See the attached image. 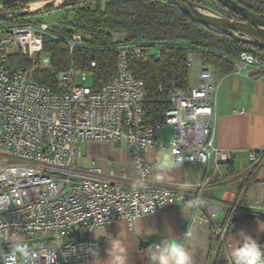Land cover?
<instances>
[{
	"label": "built area",
	"instance_id": "1",
	"mask_svg": "<svg viewBox=\"0 0 264 264\" xmlns=\"http://www.w3.org/2000/svg\"><path fill=\"white\" fill-rule=\"evenodd\" d=\"M74 1L57 0L56 8L39 14ZM5 6L0 1V15ZM58 23L41 19L0 24V206L5 209L0 211V264L90 260L93 250L101 251V242L88 229L98 219L103 228L118 220L132 228L139 218L176 204L187 209L193 219L212 224L221 247L220 264H229L226 235L232 223L253 215L259 207L245 209L239 199L221 205L228 213L224 222L217 224L214 219L220 207H211L203 216L198 210L206 180L195 185L150 184L148 152L157 145L168 149L179 166L199 163L209 167L232 159L230 152L215 144L218 82L212 69L202 65L196 85L174 87L168 109L148 124L143 108L145 82L134 75L131 65L158 56L159 48L118 41L114 45L116 69L109 82L94 88L91 72L72 64L56 73L59 91L55 92L33 78L37 71L55 73L50 54L43 50L44 37L63 38L71 54L77 47L89 46L85 31ZM65 28L69 35L61 33ZM14 49L28 58L27 66L7 67ZM196 57L187 56L189 67ZM96 63L92 60L91 67ZM233 65L237 74L264 80V60L251 52H241ZM166 127L171 128L172 137L168 143H159L158 133ZM89 142L127 147L141 186L125 188L79 176V149ZM249 160L253 174L264 163V149L249 153ZM16 243L22 250L15 249Z\"/></svg>",
	"mask_w": 264,
	"mask_h": 264
},
{
	"label": "crops",
	"instance_id": "2",
	"mask_svg": "<svg viewBox=\"0 0 264 264\" xmlns=\"http://www.w3.org/2000/svg\"><path fill=\"white\" fill-rule=\"evenodd\" d=\"M118 40L123 35L116 36ZM198 57L191 71L189 85L198 82L202 66ZM212 69L218 82L217 129L215 144L231 153L227 162L211 164L175 165L168 149L160 145L149 149L152 185H195L206 180L202 189L200 214L206 215L215 205L231 204L237 199L249 206H257L254 214L235 220L227 235L226 246L236 243L240 230L257 238L264 245V163L253 174L249 167V153L264 149V80L247 78L234 71L221 74ZM235 111H240L235 112ZM172 130L166 127L159 131V143H168ZM77 158L79 176H91L122 187H139L130 150L113 142H89L80 147ZM94 169L98 171L94 172ZM80 178V177H79ZM245 187V189H244ZM244 189V190H243ZM243 190V191H242ZM228 210L220 207L215 223L224 222ZM101 242V259H107V250L113 238H118L127 248L129 264H149L146 249L167 236L175 235L187 244L194 256V264H220L221 247H218L212 224L193 219L182 205H166L164 209L139 218L132 228L125 220L108 224ZM192 236L185 239V233ZM145 241V242H142ZM99 259V257H97ZM70 264H94V258Z\"/></svg>",
	"mask_w": 264,
	"mask_h": 264
},
{
	"label": "trees",
	"instance_id": "3",
	"mask_svg": "<svg viewBox=\"0 0 264 264\" xmlns=\"http://www.w3.org/2000/svg\"><path fill=\"white\" fill-rule=\"evenodd\" d=\"M5 12H18L28 4L42 0H0ZM211 8L236 21L243 18L215 0H191ZM250 10L264 14V0H235ZM71 6L74 13L66 25L88 34V47H77L71 54L63 38L44 37L43 50L50 54L55 73L37 71L34 80L58 92L56 73L72 64L90 71L94 88L109 82L116 69L118 41H135L146 47L157 46L158 56L135 61L131 65L134 75L145 82L146 97L143 108L148 124L161 118L170 105V92L174 87L189 85L187 56L194 54L203 65L221 74L233 71V61L241 52H251L264 60V47L245 43L193 21L188 14L166 0H75L60 8ZM59 8V9H60ZM67 10V8H65ZM26 16L0 19V24H22ZM69 35L65 28L61 31ZM117 35H123L122 40ZM96 60V66L90 62ZM28 65L21 53L8 58L7 67Z\"/></svg>",
	"mask_w": 264,
	"mask_h": 264
},
{
	"label": "clouds",
	"instance_id": "4",
	"mask_svg": "<svg viewBox=\"0 0 264 264\" xmlns=\"http://www.w3.org/2000/svg\"><path fill=\"white\" fill-rule=\"evenodd\" d=\"M5 210L0 206V211ZM147 211V210H146ZM103 221L97 220L88 227L95 236H105V229L101 226ZM264 231V228H260ZM192 236L191 232L185 234V239ZM110 248L107 250V259H101L98 252L93 250L94 264H129L127 248L118 238H113ZM15 249L22 250L19 243ZM99 257V259H97ZM146 257L149 264H194V256L190 248L175 235L167 236L158 243L146 249ZM229 264H264V245L257 238L240 230L237 233V240L228 250Z\"/></svg>",
	"mask_w": 264,
	"mask_h": 264
},
{
	"label": "water",
	"instance_id": "5",
	"mask_svg": "<svg viewBox=\"0 0 264 264\" xmlns=\"http://www.w3.org/2000/svg\"><path fill=\"white\" fill-rule=\"evenodd\" d=\"M173 5L179 7L195 22L203 26L209 27L220 33L230 35L245 43L264 47V14H260L250 10L249 8L240 5L235 0H215L225 7L232 10L234 13L243 18V21H236L229 19L211 8L205 7L201 4L194 3L191 0H166ZM41 5L35 9L25 8L18 12H4L0 15L2 19H8L15 16H27L30 14H39L43 9H54L57 0H42ZM58 7H61L58 6ZM57 7V8H58ZM200 7L214 15H209L200 12L196 9ZM145 242V241H142Z\"/></svg>",
	"mask_w": 264,
	"mask_h": 264
},
{
	"label": "rangeland",
	"instance_id": "6",
	"mask_svg": "<svg viewBox=\"0 0 264 264\" xmlns=\"http://www.w3.org/2000/svg\"><path fill=\"white\" fill-rule=\"evenodd\" d=\"M34 3H37V2H34ZM32 3V4H34ZM29 8V7H27ZM65 8H67V10H65ZM71 10V6H67V7H64V8H60V9H56V10H52L48 13H43V14H30V15H27L26 18L29 20V21H35V20H50V21H53V22H59L58 24L59 25H65V23H63L62 21H68V19L72 20V18L74 17V13L70 11ZM151 53H154L155 52V49H151L150 51ZM20 52L17 50V49H14V52L12 55H15V54H19ZM197 60V57L195 59V61ZM195 65V63H194ZM193 65V66H194ZM193 66L191 67V71L193 70Z\"/></svg>",
	"mask_w": 264,
	"mask_h": 264
},
{
	"label": "bare ground",
	"instance_id": "7",
	"mask_svg": "<svg viewBox=\"0 0 264 264\" xmlns=\"http://www.w3.org/2000/svg\"><path fill=\"white\" fill-rule=\"evenodd\" d=\"M42 3H43V2H37V3L31 4L30 7H31V9L33 10V9H35L36 7H38L39 5H41ZM196 9L199 10L200 12H202V13L209 14V15H214V13H211V12L205 10V9L200 8V7H196Z\"/></svg>",
	"mask_w": 264,
	"mask_h": 264
}]
</instances>
